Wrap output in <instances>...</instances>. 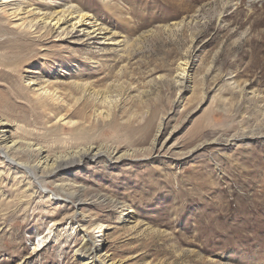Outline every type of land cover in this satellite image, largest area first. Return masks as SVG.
I'll use <instances>...</instances> for the list:
<instances>
[{
  "label": "rangeland",
  "instance_id": "rangeland-1",
  "mask_svg": "<svg viewBox=\"0 0 264 264\" xmlns=\"http://www.w3.org/2000/svg\"><path fill=\"white\" fill-rule=\"evenodd\" d=\"M6 4L0 264H99L83 231L114 264H264V0ZM100 145L124 158L14 165Z\"/></svg>",
  "mask_w": 264,
  "mask_h": 264
},
{
  "label": "bare ground",
  "instance_id": "bare-ground-1",
  "mask_svg": "<svg viewBox=\"0 0 264 264\" xmlns=\"http://www.w3.org/2000/svg\"><path fill=\"white\" fill-rule=\"evenodd\" d=\"M13 1V0H12ZM19 1V0H18ZM4 2H5V4H4ZM6 2H11V0H6V1H4L3 0V2H2V0H0V10H3V9H5V7L7 6V4H6ZM65 10V9H64ZM78 11V10H77ZM65 12V11H64ZM63 12V13H64ZM71 12V11H70ZM69 12V13H70ZM73 12V11H72ZM65 13H67L68 14V11L67 12H65ZM77 13V12H76ZM57 14H59V13H57ZM62 14V13H61ZM82 19V16H76L74 19ZM55 19V18H54ZM57 19V18H56ZM59 19H61V17L60 18H58L57 20H55L56 22L55 23H57V21H59ZM31 24V23H30ZM30 24H28V27H30V29L31 28H33V27H31V26H33V25H31L30 26ZM44 25V24H43ZM26 26V25H25ZM42 27V26H41ZM48 27H49V25H48ZM43 28H44V26H43ZM49 29H52V27L50 28H48V30ZM44 30V29H43ZM48 30H47V32H48ZM39 31H40V29H39ZM42 31V30H41ZM45 31H46V28H45ZM54 31V30H53ZM56 31V30H55ZM43 34H44V32H43ZM49 34V33H48ZM89 44V43H88ZM35 73V72H34ZM89 88V87H88ZM53 89V88H52ZM64 90H66V89H63L62 91L64 92ZM88 90H90V89H88ZM55 91V89L52 91V94H53V92ZM82 92V91H81ZM90 92V91H89ZM99 92V91H98ZM97 91H92L91 92V97H92V95H95V97L98 95V94H100V92L98 93ZM51 93V92H50ZM105 93V92H104ZM56 94V93H55ZM61 94H62V92H61ZM61 94H60V96H61ZM70 94V93H69ZM72 94V93H71ZM63 95V94H62ZM53 96V95H52ZM87 96V95H86ZM99 96H101V95H99ZM107 96V95H106ZM106 96H103V100H101V101H104L107 97ZM21 97V96H20ZM80 97V96H79ZM88 98V96L86 97V99ZM69 99V98H68ZM75 99V98H74ZM80 99H82V97L80 98ZM83 99H85V98H83ZM101 99V98H100ZM73 101H75V100H73ZM77 101V100H76ZM75 101V102H76ZM8 102V101H7ZM78 104H79V102H78ZM85 104V103H84ZM95 104V103H94ZM93 104V105H94ZM96 105H98V104H96ZM27 106V105H26ZM45 106V105H44ZM47 106V105H46ZM105 106V105H104ZM38 107H40V106H38ZM72 107V106H71ZM93 107V106H92ZM94 107H98V106H94ZM23 108H24V105H23ZM33 108V107H32ZM40 108H42V107H40ZM44 108V107H43ZM73 108V107H72ZM28 109V108H27ZM26 109V110H27ZM45 109V108H44ZM51 109H53V108H51ZM59 109V108H58ZM25 110V111H26ZM29 110V109H28ZM55 110V109H54ZM68 110H70V109H68ZM71 110H74V109H71ZM97 110V108H94L93 109V111L95 112ZM13 111V110H12ZM42 111H44V110H42ZM50 111V110H49ZM48 111V112H49ZM57 111V110H56ZM55 111V112H56ZM58 111H60V109L58 110ZM86 111H88V109L86 110ZM36 111L34 110V115H41L40 113H42V112H39V114H37V113H35ZM47 112V111H46ZM53 112V111H52ZM62 112V111H61ZM58 113V112H57ZM72 113V112H71ZM86 113V112H85ZM85 113L83 112V110H78L77 111V118H84V116H86L85 115ZM88 113V112H87ZM89 113H90V111H89ZM88 113V114H89ZM12 114V113H11ZM31 114H33V112L31 113ZM59 114V113H58ZM53 115V114H52ZM55 115H57V114H55ZM66 115H68V113L66 114ZM72 115H73V113H72ZM15 116V115H14ZM37 116V117H38ZM42 116V115H41ZM45 116V115H44ZM46 116H48V115H46ZM64 116H65V114H64ZM74 116V115H73ZM89 116H91V115H89ZM12 117V116H11ZM52 117V116H51ZM58 117H62V115H58ZM70 117V116H69ZM65 118V117H64ZM71 118V117H70ZM47 119V118H46ZM54 119H55V116H54ZM69 119V118H68ZM76 119V118H75ZM74 119V120H75ZM86 119V118H85ZM6 120V119H5ZM38 120V119H37ZM40 120V119H39ZM56 121H57V119H55ZM59 120V119H58ZM64 120V119H63ZM70 120V119H69ZM78 120V119H77ZM80 120V119H79ZM24 121V120H23ZM87 121V123H88V120H86ZM27 122V121H26ZM70 122V121H69ZM90 122V121H89ZM59 123V122H58ZM82 123V122H81ZM23 124H24V122H23ZM10 125V124H9ZM27 125H28V122H27ZM83 125H84V123H83ZM86 125V124H85ZM8 128H9V126H8ZM8 129H7V123L5 122V121H3V119H1L0 118V144L1 143H3L2 145H0V154H1V156L4 158V159H7L10 163H13L12 161V159H10V157L8 156L9 154H13V153H15V150H18L19 149V147H21L20 145H18L19 144V141H17L16 139H15V141L13 140V141H11L10 140V142H9V144H8V142H6L5 140L7 139V137H6V134L8 133V131H7ZM19 139V138H18ZM17 141V142H16ZM8 144V145H7ZM32 147L33 146H27V148L28 149H32ZM42 148V147H41ZM41 148L38 146V148H35V149H33V150H31V152H33V154H34V156L35 155H40V154H42V153H40L41 152ZM23 151V150H22ZM114 151V150H113ZM113 151H110V150H107L106 148H103V147H101V145L100 146H95L94 148L93 147H91V148H87L86 147V149H83V150H79V151H74V153H68V154H66L64 157H55V159H50L49 157H51V155L49 156H47V155H43L42 157H39V156H37V161H36V163H35V165H25V166H23V165H20L19 163H15L14 165H16L17 167H21V168H23L25 171H27L28 173H35V171H37V170H41V172H43V173H49L48 174V176L50 175V176H55L57 173H62V172H65V171H68L69 169H72V168H74L75 166H78V165H80L79 163L82 161H87V162H94V161H100V160H104L105 162H108V163H114L115 161H117V160H119V159H121V158H124V156L123 155H120V156H117V157H115V158H113V156H112V154H113ZM116 152V151H115ZM53 158V157H52ZM69 158V159H68ZM66 159H68V160H66ZM112 160H114L113 162H111ZM81 162V163H82ZM25 164V163H24ZM10 165H12V164H10ZM44 165V166H43ZM49 176V177H50ZM34 179H35V175H34ZM35 180H37V179H35ZM40 189V188H39ZM42 191V190H41ZM57 195H56V193L54 194V193H52L51 192V194H48V196L50 197V195L52 196H54V198L55 199H57V200H60V201H63V202H65V203H67V204H72L73 206H71V207H73V208H75V204H74V201H73V199L75 198V196H76V194H74V193H70V194H65V193H62V191H63V188L62 187H60L59 189H57ZM62 193V194H61ZM61 195H64V197H65V199L63 198H61L60 196ZM72 208V209H73ZM66 214H68V213H66ZM75 212L74 211H72L71 213H70V215L68 216V217H70V218H73V217H75ZM65 216H67V215H65ZM124 216H126V214H124ZM126 221H128V220H126ZM94 227V231H96V229H97V231L96 232H102V233H99L100 235L99 236H103L104 237V232H103V229H101V227L102 226H99V225H96V226H93ZM83 237L85 236V242H84V244H83V246H82V250H81V252L83 253V254H85V253H90L91 255H92V258H94V260H96V262H99V264H114V262H112V261H110V259H108L107 261H105L104 262V260L107 258V255L105 256V253H101L102 251H103V249H99L98 247H97V245L95 246V244L92 242V236L90 235V233H86V231H83ZM37 246H39V244H37ZM36 246V247H37ZM37 250V249H36ZM97 253H99L100 255H97ZM87 255V254H86ZM100 257H103L102 259H103V261L102 260H99L100 259ZM89 258H87V260H88ZM112 259V258H111ZM110 261V262H109ZM85 262V261H84Z\"/></svg>",
  "mask_w": 264,
  "mask_h": 264
}]
</instances>
